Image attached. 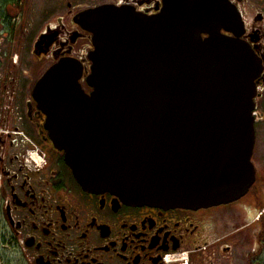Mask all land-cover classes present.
I'll use <instances>...</instances> for the list:
<instances>
[{
	"label": "water",
	"instance_id": "obj_1",
	"mask_svg": "<svg viewBox=\"0 0 264 264\" xmlns=\"http://www.w3.org/2000/svg\"><path fill=\"white\" fill-rule=\"evenodd\" d=\"M166 7L80 15L93 46L91 91L81 86L82 61L66 57L37 82L34 99L83 190L164 209L234 202L256 179L258 59L221 34L240 20L227 0Z\"/></svg>",
	"mask_w": 264,
	"mask_h": 264
},
{
	"label": "flooded vegetation",
	"instance_id": "obj_2",
	"mask_svg": "<svg viewBox=\"0 0 264 264\" xmlns=\"http://www.w3.org/2000/svg\"><path fill=\"white\" fill-rule=\"evenodd\" d=\"M178 1L0 0V264H264V0H227L240 20L221 30L251 47L260 68L256 179L234 202L164 209L83 190L34 99L66 57L82 61L91 91L93 46L80 15L111 6L150 16Z\"/></svg>",
	"mask_w": 264,
	"mask_h": 264
},
{
	"label": "rangeland",
	"instance_id": "obj_3",
	"mask_svg": "<svg viewBox=\"0 0 264 264\" xmlns=\"http://www.w3.org/2000/svg\"><path fill=\"white\" fill-rule=\"evenodd\" d=\"M0 252H1V245H0ZM1 254V253H0Z\"/></svg>",
	"mask_w": 264,
	"mask_h": 264
},
{
	"label": "built area",
	"instance_id": "obj_4",
	"mask_svg": "<svg viewBox=\"0 0 264 264\" xmlns=\"http://www.w3.org/2000/svg\"><path fill=\"white\" fill-rule=\"evenodd\" d=\"M183 260L185 261V258L183 257Z\"/></svg>",
	"mask_w": 264,
	"mask_h": 264
},
{
	"label": "snow or ice",
	"instance_id": "obj_5",
	"mask_svg": "<svg viewBox=\"0 0 264 264\" xmlns=\"http://www.w3.org/2000/svg\"><path fill=\"white\" fill-rule=\"evenodd\" d=\"M121 2H123V0H121Z\"/></svg>",
	"mask_w": 264,
	"mask_h": 264
}]
</instances>
